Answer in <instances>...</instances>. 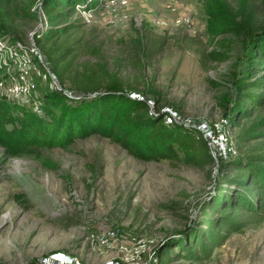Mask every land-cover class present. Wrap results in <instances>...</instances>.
<instances>
[{"label": "rangeland", "instance_id": "rangeland-1", "mask_svg": "<svg viewBox=\"0 0 264 264\" xmlns=\"http://www.w3.org/2000/svg\"><path fill=\"white\" fill-rule=\"evenodd\" d=\"M219 1L86 0L67 24L80 18L75 25H81L89 43L62 84L35 42L38 35H48L42 0H18L25 16L18 9L9 37L0 31V38L18 47L0 51V103L6 104L8 131L31 126L35 116L57 119L89 99L94 92L86 82V65L96 90L116 78L125 93L146 99L170 125L180 120L201 129L224 121L237 154L207 167L186 164L180 148V160L144 161L101 134L10 158L0 145V264H39L54 253L107 263L121 256L119 247L131 236L155 240L158 264H264V221L250 222L242 209L221 203L232 189L249 188L241 184L247 172L228 162L261 142L244 139L243 133L263 112L239 126L232 123L237 79L247 69L252 43L219 33L214 17ZM242 4L236 6L256 28L264 27V1L253 10ZM225 38L233 39L231 58L215 69L204 68L203 53ZM14 80L22 82L23 92L11 91ZM226 219L246 226L229 232ZM213 223L226 237L208 256L185 258L188 249L196 251L189 233L215 231ZM110 228L122 231L119 240L106 247L90 242L92 232Z\"/></svg>", "mask_w": 264, "mask_h": 264}, {"label": "trees", "instance_id": "trees-1", "mask_svg": "<svg viewBox=\"0 0 264 264\" xmlns=\"http://www.w3.org/2000/svg\"><path fill=\"white\" fill-rule=\"evenodd\" d=\"M88 1V0H87ZM243 1L242 7L253 10L264 0H220L215 8V21L219 33L231 37H244L251 40L252 49L246 71L237 79V97L234 103L232 123L239 126L243 119L254 120L243 137L248 140H260L254 148L245 153L231 157L228 166L247 172V181L241 182L244 187L232 189L225 193L229 207L242 209L250 222L264 221V27L256 28L255 22L245 11L236 5ZM86 0H42V9L48 17V35L35 39L38 47L53 65L55 76L64 84L65 77L71 71L73 60L86 49L88 40L77 21L67 24L77 14V5H84ZM21 10L18 0H0V31L9 37L14 33L16 16ZM79 21V22H78ZM232 38L217 40V47L204 52L201 63L204 68H216L231 58ZM79 58V57H78ZM86 82L91 94L89 99L79 105L68 107L57 119H46L41 116L31 118V126L11 130L5 127L6 104L0 103V145L7 156H18L26 151L47 147H68L76 139L94 134L109 136L137 159L144 161H161L163 159L180 160L179 148L185 152V162L190 166L207 167L215 163L207 141L201 131L194 126L180 123L169 124L160 111H151L150 103L144 98L130 96L124 92L121 83L112 78L102 91L96 90L94 73L85 65ZM98 69L104 71L98 64ZM88 70V71H87ZM215 89L222 86L208 78ZM225 190V189H224ZM226 192V191H225ZM229 232H239L246 226L245 222L235 219L224 221ZM214 223L211 225L213 229ZM213 230L190 232L189 242L196 251L188 249L185 258L208 256L210 249L219 245L226 236H220L217 227ZM188 234V232H187ZM187 237V236H186ZM206 237V240H205Z\"/></svg>", "mask_w": 264, "mask_h": 264}, {"label": "built area", "instance_id": "built-area-1", "mask_svg": "<svg viewBox=\"0 0 264 264\" xmlns=\"http://www.w3.org/2000/svg\"><path fill=\"white\" fill-rule=\"evenodd\" d=\"M4 39H6L4 41ZM10 40L5 38H0V51L2 49H8L12 45L15 49L18 48L17 45ZM9 44V46L7 45ZM20 45V44H18ZM1 57V56H0ZM10 58V57H9ZM7 63L8 60H4ZM10 61V60H9ZM24 73H19V79L23 77ZM11 83L13 92H23V84L19 80H14ZM153 112V110H152ZM176 123H182L187 126H194L187 124L180 120H175ZM195 127V126H194ZM226 123L224 121H219L211 126L202 127L200 129L204 139L207 141L210 151L216 162L224 159L228 155H236V150L230 146L229 134L225 131ZM120 229L110 228L105 231L92 232L89 236V240L92 244L98 247L110 246L113 242L119 240L121 237ZM157 243L154 239L140 238L137 236H131L128 243L122 244L119 247L121 256L118 259L109 261L107 263L101 264H158ZM39 264H90L85 262L78 255L65 254V253H54L48 257L43 258Z\"/></svg>", "mask_w": 264, "mask_h": 264}]
</instances>
